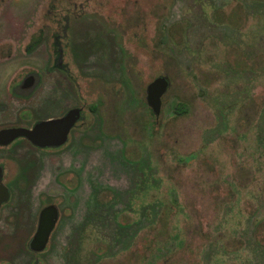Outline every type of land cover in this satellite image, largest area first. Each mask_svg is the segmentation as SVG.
I'll return each instance as SVG.
<instances>
[{
    "label": "rangeland",
    "instance_id": "rangeland-1",
    "mask_svg": "<svg viewBox=\"0 0 264 264\" xmlns=\"http://www.w3.org/2000/svg\"><path fill=\"white\" fill-rule=\"evenodd\" d=\"M57 34L81 91L53 65ZM30 70L34 94H10ZM158 74L171 83L155 116ZM82 104L68 144L32 152L29 182L25 145L0 149V264H264V0H0V124ZM47 200L61 217L34 253Z\"/></svg>",
    "mask_w": 264,
    "mask_h": 264
},
{
    "label": "flooded vegetation",
    "instance_id": "flooded-vegetation-1",
    "mask_svg": "<svg viewBox=\"0 0 264 264\" xmlns=\"http://www.w3.org/2000/svg\"><path fill=\"white\" fill-rule=\"evenodd\" d=\"M42 32L43 31H39L38 32L39 34L34 37V38H36V37L40 36V39L38 41H36L35 44H32L33 41H34V38H33V36L30 35V41H29V43L27 45L28 49L34 47L37 43H39L41 41V39L43 38ZM62 36L57 34L54 37L53 53H54V55L56 57H55V61H54L53 65H54V67L58 68V70H60L63 74L67 75L71 79V81L74 82V84L76 85V88L78 89V91H81L80 84L78 83L79 80L74 78V74L71 73V71L69 69V66L66 65V63L63 61L64 49H63V45L61 43V37ZM10 54H12V52ZM42 79H43L42 74H40L39 72L34 71V70L27 71L21 77V79L19 81L13 83L12 86L10 84L9 93L12 94L13 96H17V97H20L22 99H29L34 94V92L36 91L37 87H39V85H41ZM76 82L78 84H76ZM48 101L49 102L46 101V107L47 108H51L54 104H58L59 98L58 97H56L54 99L53 98H49ZM73 108H79L80 112H81V115L75 121L73 126L71 127V129H70V131L68 133L67 139L64 142L60 143V144L40 146V145L35 144L30 138H28L26 136H18L14 140L9 142L8 144H0V149H2V150L3 149H8V148H13V149H16V150H22V148H20V147L22 145H25L26 150L23 153H19L18 154L19 155V157H18L19 159H16V160H19L18 162L20 164V166H19L20 167V171H19V174H18V175H20V177H17L16 181L22 179V181L24 180V182L27 183V181L29 182L30 179L33 178V175H34L33 173L36 172V169H37L38 160L36 159V157H34L32 152L34 153L36 150L52 151V150H55V149H59L62 146H64V145L69 143L70 136H71L73 130L77 126L82 125L84 123V121H85V118H86L85 108H84L83 104L82 105H75V106H72V107L68 108L66 111H64L62 113L57 112V113L51 114L48 110H46V113H44V115H34V110L24 109L22 111V113H20L18 119H15V121L10 122V123L0 124V129L4 128V127H12V126H25V127L31 128V127H33V125L36 122H38L40 120H47V119H54V118L62 117L69 110H71ZM95 108H96V105H91L90 110L94 111ZM154 115H155V113H154ZM5 156L7 158H11L12 157L11 155H8V153ZM6 165L7 164L5 162L3 163L0 160V177L2 178V180L0 182H2L4 185H6L8 187V189H9V192H10L9 198L1 203V206H0V217H1V209H2V207L5 206L6 204H8L12 200V193H13L12 189H11V185L9 183H7V181L5 179ZM50 204L56 205V207L58 208V211H59V215H58V218L56 220V224H55V226H54V228H53V230L51 232V235H52L53 231L55 230V228L57 227V225H58V223L60 221L61 209H60L59 204L57 202H54V201H51V200H47L46 203L44 202L43 205L41 206V208L38 211V217H37V220H36L35 231L31 235L30 239L27 242V246H28L29 250L34 252V253H42L48 247L49 242H50L51 235H50V238H49V241H48L46 247L43 250H41V251L33 250L30 247V244H29L32 236L35 234V232L37 230V227H38V224H39V218H40L41 210L44 207H46V206H48ZM15 216L17 217V219L22 220V216L20 217L19 214L15 215ZM10 258L11 257L5 258L4 260L7 261L8 264H11V259ZM32 264H41V260L35 258L32 261Z\"/></svg>",
    "mask_w": 264,
    "mask_h": 264
},
{
    "label": "water",
    "instance_id": "water-1",
    "mask_svg": "<svg viewBox=\"0 0 264 264\" xmlns=\"http://www.w3.org/2000/svg\"><path fill=\"white\" fill-rule=\"evenodd\" d=\"M170 83L168 75L158 74L147 84V102L156 116H159L161 113L162 98L168 90ZM80 115V109L73 108L62 117L40 120L31 128L25 126L1 128L0 144H8L18 136H26L40 146L60 144L67 139L71 127ZM1 180L2 178L0 177ZM9 196L8 187L0 182V206ZM58 215V208L54 204H50L41 210L37 230L29 242L33 250L41 251L46 247Z\"/></svg>",
    "mask_w": 264,
    "mask_h": 264
},
{
    "label": "trees",
    "instance_id": "trees-1",
    "mask_svg": "<svg viewBox=\"0 0 264 264\" xmlns=\"http://www.w3.org/2000/svg\"><path fill=\"white\" fill-rule=\"evenodd\" d=\"M40 39V36L34 38V41L32 44H35L36 41H38ZM189 107L188 104L182 100L178 101L173 109V113L175 115H182L184 113H186L188 111ZM259 240L261 242H264V235L259 237Z\"/></svg>",
    "mask_w": 264,
    "mask_h": 264
}]
</instances>
